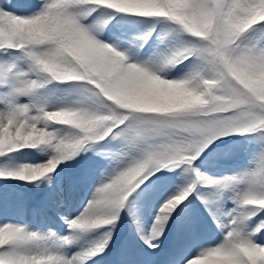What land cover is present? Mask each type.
I'll return each mask as SVG.
<instances>
[{
    "label": "snow or ice",
    "instance_id": "snow-or-ice-1",
    "mask_svg": "<svg viewBox=\"0 0 264 264\" xmlns=\"http://www.w3.org/2000/svg\"><path fill=\"white\" fill-rule=\"evenodd\" d=\"M32 7L27 0H0V54L18 52L22 62L0 61V157L41 146L50 157L39 165L0 168V179L39 186L59 164L89 150L110 156L116 168L100 181L79 215L61 217L66 236L0 224V264H88L106 254L129 196L162 170L180 168L191 174V181L161 205L150 230L140 235L156 258L151 264H264V238L257 236L264 220L250 230L245 223L264 209V0H41L35 11ZM97 9L104 17L85 25ZM113 14L170 23L171 31L192 39L168 50L153 71L133 62L127 50H117L119 44L97 39ZM185 60L191 68L181 78L157 74ZM52 82H83L75 85L79 98L46 110V94L37 90ZM55 114H68L73 122ZM52 124L64 126L63 131H49ZM257 133L250 171L212 178L193 166L219 137ZM112 142L119 145L116 151H101ZM240 184L246 187L235 200L237 207L222 222L214 201ZM197 186L214 190L198 199L224 230L223 239L185 253L181 228L177 243L165 254L160 240L165 225ZM100 227L105 231L99 239L65 254L80 234ZM115 264L149 262L124 244Z\"/></svg>",
    "mask_w": 264,
    "mask_h": 264
},
{
    "label": "rangeland",
    "instance_id": "rangeland-1",
    "mask_svg": "<svg viewBox=\"0 0 264 264\" xmlns=\"http://www.w3.org/2000/svg\"><path fill=\"white\" fill-rule=\"evenodd\" d=\"M27 2L33 6L31 10L35 11L41 0ZM104 14L103 10L97 9L83 23L85 25L96 23ZM253 27L257 29L259 35L262 31L260 26ZM149 32L151 35H146ZM97 39L110 46L119 44L117 50H127L133 62L155 71V66L161 63L163 55L168 50L181 47L183 42L192 38L187 35L178 36L171 31L170 23H158L153 18L113 14V18L103 26ZM0 61L22 63L20 53L11 50L0 54ZM190 68V61L185 60L175 66L163 67L157 74L161 78L178 79L189 72ZM81 83L83 82H52L37 91L46 94V110H56L61 106H70L79 98L81 90L75 85ZM22 102L28 101L22 98ZM63 128L64 126L52 124L49 131H63ZM258 135L260 134L219 137L201 152L193 166L212 178L234 176L250 171L253 167V156L258 150L255 139ZM118 147L116 142H112L101 151H116ZM49 157L50 153L44 150V146L25 147L0 157V168L15 170L24 165H39ZM115 168L116 162L110 156L89 150L81 151L75 157L59 164L51 174V179L40 181L39 186L21 180L0 179V224H22L30 229L45 233L51 230L58 236H64L61 231L66 233L68 228L61 217L68 219L76 217L81 204L92 198L93 191L100 181L112 174ZM156 175L158 178L152 180L146 188L141 186L129 196L126 207L121 210L119 220L112 231L110 247L106 249L105 264L112 262L115 264L116 251L124 244L129 245L149 264L156 259L143 241L135 237L132 227L140 237L139 228H142L143 224L148 228L152 227L161 205L181 188L186 187L192 179L191 174L184 172L182 168L174 171L162 170V174ZM245 187L244 184L236 185L214 201L213 208L222 222L229 219L224 214L237 207L235 200ZM213 191L197 186L183 204L177 206L179 211L173 210L165 225L164 234L160 237L165 254L177 243L181 228L185 230L181 241L182 251L185 253H193L200 247L214 246L223 239L224 230L218 226L217 221L213 220L198 199L199 196L210 197ZM65 206L71 210L67 216L63 210ZM261 220H264V209H259L256 215L245 221L246 230L255 227ZM82 235L84 238L79 237L72 246L76 243L88 245L99 239L97 233L85 232ZM257 236L264 238V229H261Z\"/></svg>",
    "mask_w": 264,
    "mask_h": 264
},
{
    "label": "bare ground",
    "instance_id": "bare-ground-1",
    "mask_svg": "<svg viewBox=\"0 0 264 264\" xmlns=\"http://www.w3.org/2000/svg\"><path fill=\"white\" fill-rule=\"evenodd\" d=\"M90 200V198H88V201ZM88 201L87 202H85L84 204H81V207H80V209H79V212H78V214L77 215H79L81 212H82V210L84 209V207L86 206V204L88 203ZM63 210L65 211V214H66V216L71 212V210L69 209V207H67V206H65L64 208H63ZM76 215V216H77ZM157 215V214H156ZM72 218H74V217H71L70 219H72ZM64 222V221H63ZM151 228V227H150ZM150 228H148V227H146L145 226V224H143V226H142V228H139V231H141L140 232V234H142V233H147L149 230H150ZM97 230V231H96ZM132 230H133V234L135 235V237L136 238H140L139 237V235L134 231V228L132 227ZM104 231H105V228L104 227H100L99 228V230H98V228L97 229H93V230H90V231H88L89 233H93V234H96L97 233V235L99 236V238L103 235V233H104ZM58 232V231H57ZM63 234H64V236H66V235H68L69 234V230H67V232L65 233L64 231H61ZM80 238H84V236L82 235V234H80ZM89 245V244H88ZM88 245H86V244H84V243H76L74 246H72V245H70V246H68L67 248H65L64 249V251H65V254H67V255H71L72 253H74V252H77V251H79L81 248H83V247H87ZM105 260H106V255L105 254H100L99 256H96V257H94L92 260H90V261H88V264H105Z\"/></svg>",
    "mask_w": 264,
    "mask_h": 264
},
{
    "label": "clouds",
    "instance_id": "clouds-1",
    "mask_svg": "<svg viewBox=\"0 0 264 264\" xmlns=\"http://www.w3.org/2000/svg\"><path fill=\"white\" fill-rule=\"evenodd\" d=\"M105 3L109 4H121V3H127L129 0H103ZM192 101L196 102L199 101V97H191L190 98ZM56 116H60L61 120L65 123H72V117L68 114H55ZM2 239V237H0Z\"/></svg>",
    "mask_w": 264,
    "mask_h": 264
}]
</instances>
